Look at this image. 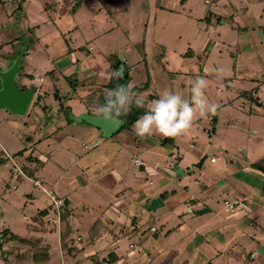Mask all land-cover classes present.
Listing matches in <instances>:
<instances>
[{"label":"crops","instance_id":"crops-1","mask_svg":"<svg viewBox=\"0 0 264 264\" xmlns=\"http://www.w3.org/2000/svg\"><path fill=\"white\" fill-rule=\"evenodd\" d=\"M80 1L81 4L77 10L69 12L68 8L66 15L57 20L58 27L71 28V30L76 27L74 15L86 0ZM132 1L112 0L111 7L115 11L114 15L108 14L102 5L99 9L105 10L111 18H117L121 13H129L128 7H131ZM147 1L150 3V0ZM154 1L155 5L162 3L160 6L162 10H170L173 16L169 19L172 22L178 23L183 19L180 16H187L189 19L206 22L211 30V16L203 14L205 10L201 2L197 0ZM226 1L231 6L217 8L216 12L220 14L222 12L221 15L227 16L228 20L244 27L263 26L264 28V0H246V6H243L242 2L239 6H235L231 0ZM76 2L77 0H69L67 7H73ZM98 2L100 3L99 0ZM141 2L142 0L139 1ZM202 2L204 5L213 3L212 1L205 3L203 0ZM5 6L8 13H11L12 4L6 1ZM184 6L188 7L189 13L183 12ZM1 8L2 6L0 10ZM94 11L98 12V9ZM192 12L193 16L190 14ZM219 17L216 14L218 21L222 19ZM225 23L226 20L223 19L222 24ZM117 25L124 27L121 23ZM125 26L129 31V24ZM252 33L251 42L241 41L238 35L234 46L222 44L224 47L220 49L214 45L204 46L201 42L200 46H197L199 51L190 46L183 47L182 42L190 45V41L185 38L182 40L183 34H174L179 38L178 41L182 40V42L174 46L160 45L163 51L160 53L159 61L150 71L156 74L155 78H162L166 81L165 83H169V88L166 86L167 89L164 87L162 91H158L154 85L153 94H145V90L141 88H138L136 92L144 94L146 107L152 100L159 98L165 90L178 92L184 97L185 89H187V97L184 98L189 99L191 85H188V88L185 87L186 78L201 76V69L205 67V65L202 67L201 64L200 66L194 64L198 62L195 59V50L199 55L207 49L206 59L214 64L223 65L219 70V75L223 78H254L264 67V35L258 29L255 30V27ZM51 40L52 53L55 55L53 59L56 61L61 57L66 59L64 64L60 65L62 69L73 67L74 64L68 58L69 53L63 38L56 36ZM142 42L146 57L148 55L146 39ZM231 47L234 49L231 50ZM230 50L232 53L227 54ZM134 55L132 53V56ZM130 57L128 55V59H131ZM140 57L142 58V56L132 57L133 61L140 64L139 66H141ZM231 59H234L231 66L234 74L226 70L227 61ZM4 62L5 60L2 61ZM2 63H0V71H5L7 68H1ZM91 66H93L94 76L80 77L81 81L97 79L96 83H92L93 86L89 88L87 95L94 92L97 95L100 92L106 95L110 90L104 92L98 87L105 81L97 77L101 68L96 61L91 62ZM21 71L20 66L19 73ZM111 71L112 75L113 68ZM183 75L186 78L178 84V80ZM21 84H24V87L17 86L21 91L33 90L32 100L36 92L35 87L27 84L26 81ZM175 85L178 87L174 89ZM95 87L98 88L93 90ZM41 93L37 95V100L41 99ZM246 93L242 92L240 96L247 98ZM240 106L242 105L235 106L234 109L242 113L245 106H242V109ZM95 108L94 105L85 104V107L80 108L79 114L94 115V112L91 113L90 110ZM0 110L16 115L7 109ZM33 112L34 125L29 129L24 123L26 125L24 134L31 136L36 131L43 132L39 128L42 125H46L48 129L54 128L53 122L43 123L42 117L46 114L38 103L33 105ZM247 113L257 115L259 119L264 118V102L250 104ZM71 116L77 115L71 114ZM71 116L72 122H83L74 121ZM203 118L204 116L197 113L191 126L181 136L171 138L168 142H163L165 137L159 135H152L140 141L138 137H134L136 135L134 131L119 129L116 134L110 136L113 138L108 141L109 146L106 147L101 146L104 143L99 135L102 133L101 130L90 124L88 127H83L82 134L83 138L91 141V144L84 145L79 152L76 148L74 149L75 136L63 132L72 126L70 125L72 122H64V127L60 128L62 134H60L59 143L53 144L60 154L56 161L54 156L32 149L35 154L33 165L29 172H23L19 179L31 180L33 186L43 189L50 187L47 192L44 191L48 196L41 200L39 197L32 199L39 200L35 207L39 212V218L47 217L46 221L51 224L41 225L43 223L41 219L36 218L37 222L32 225V230H39L38 234H35L36 238L48 248V260L35 263L32 253L27 248L23 249L30 264H48L52 261H58L59 264H264V170L255 166L256 162L264 157V152L256 153L257 148L262 146L260 143L256 144L257 130L244 134V138H249L252 145L245 146L242 151L243 157L237 158L236 154L231 155L229 150L231 143L235 141L231 136L238 138L241 135L240 127L229 124L230 130L226 129L224 134H228V140L223 142L221 136H218L221 130L219 129L220 121L214 120L209 129L203 125ZM214 118L210 121L213 122ZM200 121L201 126L198 125ZM7 122L15 127L13 130H17L20 124V121L13 118ZM226 122H222L223 125ZM134 123L135 121L132 124ZM205 131L208 136L207 142L203 145L199 143V140ZM212 138L219 142L217 147L221 153L216 158L211 155L205 162L207 157L205 152L208 148L210 149L209 143ZM113 144L115 147H112ZM174 144L177 147L176 151ZM40 147L44 148L42 145ZM0 148L3 149L1 145ZM24 157L30 160L28 155ZM68 157L71 161L65 162V158ZM136 159H139L140 163H136ZM172 160L173 165H170ZM72 163L79 166V169H70L69 165ZM189 164L195 166V169H188ZM89 174L97 180L110 182L109 196L113 197L108 205L94 216L89 215L90 207L78 194L91 183L87 177ZM75 184L77 185L74 186ZM91 189L94 190V188ZM48 191L55 194V197L63 199L62 206L55 205ZM94 194L97 195V192L94 191ZM24 195L31 199L28 191ZM225 201L233 205V211L230 212L227 209ZM104 205L105 203L100 204L99 207ZM62 208L65 210L61 211ZM52 211H55L58 221L56 218L53 221L49 219ZM53 230L58 231L56 239L49 233ZM19 258L20 254L17 253L16 260ZM5 260L8 261V259ZM24 263L29 264V261L26 260Z\"/></svg>","mask_w":264,"mask_h":264},{"label":"rangeland","instance_id":"rangeland-1","mask_svg":"<svg viewBox=\"0 0 264 264\" xmlns=\"http://www.w3.org/2000/svg\"><path fill=\"white\" fill-rule=\"evenodd\" d=\"M6 1L12 4L13 10L11 13H8V9L5 6ZM139 1H132L131 7H128L129 13H121L117 18H111L110 15L106 14L105 10L99 9L101 4L98 0H86L74 15L76 27L71 30V28L58 27L57 24V20L66 15L68 8L69 12L71 11V8L67 7L69 0H0V7L2 6L0 10V63L5 60L1 68H10L15 59L20 57L19 64L22 67V71L15 77L16 84L21 88L24 87L21 82L26 81L27 84L29 83L36 89L27 113L23 115L11 114V116L9 112L0 110V145L3 148H0L3 151L0 150V157L4 158V162L0 165V264H25L26 260L30 264V260L24 254V250L26 248L29 249L30 245L24 244L19 239H13L11 235L15 234L17 237L34 241L37 240L35 234L39 232V230H32V225L37 222L36 218L41 219L43 222L41 225L51 224L46 221L47 217L40 216L39 218V212L35 208L39 200L47 195L44 191L46 190L47 192L50 187L47 186L48 189H43L39 186H33L31 180L26 179L24 181L19 178L23 172H29L33 165L32 161L35 154L32 149L44 152L47 155H51V157L54 156V161L60 156L58 148L53 145L55 142L59 143L60 134H62L60 128L64 127V122H72L70 119L71 114L78 115L80 108L85 107V99L83 97L88 94L89 88L93 86L92 83H96L97 80L94 78L85 81L80 80V77L84 75L94 76L91 62L96 61L101 68L97 77L105 81L103 85L98 87L102 88L104 92L109 90L106 84L112 78L111 68L119 65V68L124 69L127 73L128 83L134 84V91L141 88L145 90V94H153L154 85L158 91H162L166 86L169 88V83H165L166 81L162 78H155L156 74L150 71L154 64L159 61L160 53L163 51L160 45L174 46L180 42L178 41L179 38L174 34H181L180 32H182L181 39L184 40L185 38V40L190 41V45H186L181 40L182 43H180L184 45L182 46L186 48L190 46L196 50H198L199 47L197 46H200L201 42H203L204 46L214 45L220 49L224 47L222 44L234 46L238 35L241 41L251 42L253 27L264 35L263 26L244 27L228 20L227 16L221 15L222 12L221 14L216 12L215 9L217 8L231 6L226 0H216L215 2L213 0L211 5H204L202 0H197L204 7L205 12L203 14L211 16V30H209L210 27L206 22L197 21L194 18L189 19L187 16H185L186 18L180 16L183 19L178 21V23L172 22L169 18L173 14H170L169 9L162 10L160 7L162 3L155 5L154 0H150V3L147 0H142L141 3ZM231 1L235 6H239L241 2L243 6L247 5L246 0ZM94 9H98V12H95ZM183 12L189 13L187 6L183 7ZM193 12L190 13L192 16ZM216 14L220 16L219 18H222L220 21L216 18ZM223 19L226 20L225 24H222ZM118 23H121L124 27H118ZM128 24L130 26L129 31H127L125 26ZM56 36L63 38L69 53L68 58L74 64L73 67L62 69L60 65L64 64L66 59L63 57L57 61L53 59L55 55L52 53L51 39ZM144 39H146V54H148L146 57L142 48V40ZM230 49L233 50L234 47ZM196 50L195 59L198 62L194 61V64L197 66L201 64L202 67L205 65L201 69V76L208 82L206 98L209 102L217 105L215 114L204 116L203 125L210 129L214 120H219V129L221 130L218 136H221L223 142L228 140V134H224H226V129L230 130L229 124L239 126L243 132L241 131V135L238 138L231 136L235 141L233 140L229 150V153L233 156L236 154L237 158L243 157L242 151L245 146L252 145L249 142V138H244V134L248 131L257 130L256 144L260 143L262 146L257 148L256 153L264 152V127H262L264 118L259 119L257 115H249L247 113L250 104H258L260 101L264 102V67L254 78L234 79L231 77L227 79L219 75V70H221L223 65L214 64L206 59L207 49L204 50V53L200 52L199 55V50ZM231 50L227 54L232 53ZM132 53L135 55L132 56ZM128 55L133 58L142 56V58H139L141 59L139 61L141 66L133 61L132 57L128 59ZM171 55L174 56L173 54ZM232 58L234 57L232 56ZM231 60L227 61V69L225 68L230 73L233 72L231 66L234 59ZM196 77L195 75L191 78H186L183 75L178 80V84L186 78L187 85L185 87L188 88V85H191ZM180 85L184 87L182 84ZM177 87L178 85H175L174 89ZM97 88L95 87L93 90ZM186 91L187 89H185V94L187 95L188 91ZM242 92H247V98L240 96ZM39 93H41L42 97L38 101L37 95ZM186 95L184 96L185 98L187 97ZM35 103H38L46 114L42 117L43 123L53 122L54 128L48 129L46 125H42L39 128L43 132L36 131L29 136L24 134V127H26L24 123L27 124L29 129L34 125L33 105ZM224 104L226 106L223 107L222 105ZM238 105L245 106L242 113L234 109ZM242 106H240V109H242ZM90 112L92 113L94 110H90ZM213 117L215 118L211 122L210 120ZM11 118L20 121L17 130H13L15 127L8 124L7 121ZM222 122H226V124L223 125ZM200 123L201 121L198 124L199 126H201ZM70 125L72 126H69L63 132L75 136L74 149L76 148V151L79 152L84 145L89 146L91 144V141L83 138L82 134L83 127H88L90 124L83 121L81 123L72 122ZM120 130L133 131V124L120 128ZM101 134L99 135L104 142L101 146H109L108 141H111L113 137L104 138ZM49 135L51 137H48ZM207 136L205 131V134L200 137L199 143L204 145L207 142ZM247 136L249 137L248 134ZM134 137L137 138L138 136L134 135ZM138 138L140 141L143 140V138ZM210 142V149L208 148L205 152L207 154L205 162L209 160L208 158L211 155L216 158L221 153V150L217 147L219 142L214 138ZM114 144L112 147H115ZM40 145L44 148H41ZM174 146L176 151V144ZM25 155H28L30 160H27L24 157ZM67 161H71L69 157L65 158V162ZM69 166L70 169H79V166L75 163ZM188 169H195V166L189 164ZM87 177H89L91 183L88 186L85 185L87 187L85 188L84 186L85 189H82V192L78 194L86 202V205L90 207L89 215L94 216L98 215L113 198L109 196L111 184L110 182H105V180H97L91 174ZM35 183L37 184V181ZM91 188H94V190ZM27 191L31 194V199L24 195ZM94 191L97 192V195L94 194ZM48 194L50 197L55 195L51 191H48ZM33 197H39L40 199L37 201L32 199ZM56 200L61 202L63 199L56 197ZM103 203L105 205L99 207ZM62 210L65 209L62 208ZM54 212L50 213L49 219L53 221L56 218L58 221ZM49 233L53 234L55 239L58 237L57 230ZM18 251L21 252L19 253ZM17 253L20 254L18 260H16ZM5 259H8V261ZM48 264L59 263L58 261H52Z\"/></svg>","mask_w":264,"mask_h":264},{"label":"clouds","instance_id":"clouds-1","mask_svg":"<svg viewBox=\"0 0 264 264\" xmlns=\"http://www.w3.org/2000/svg\"><path fill=\"white\" fill-rule=\"evenodd\" d=\"M113 77L120 73L113 72ZM207 80L197 76L190 86V98L185 99L180 93L165 90L159 98L147 104V111L133 125V131L140 138L159 135L176 138L187 130L197 113L200 116L215 114L217 105L206 98ZM145 96L134 91V84L120 85L107 92L104 103L94 109L97 119L110 121L116 125L122 123L120 117L132 108H144Z\"/></svg>","mask_w":264,"mask_h":264},{"label":"water","instance_id":"water-1","mask_svg":"<svg viewBox=\"0 0 264 264\" xmlns=\"http://www.w3.org/2000/svg\"><path fill=\"white\" fill-rule=\"evenodd\" d=\"M19 60L20 57H17L10 68L5 71H0V109H7L16 115H23L31 101L33 90L27 89L25 91H21L16 85L15 77L20 71ZM71 118L74 121H85L98 127L104 137L112 136L124 125L123 119H120L122 123L116 125L110 121L97 119L95 115L88 113H81L77 116H71Z\"/></svg>","mask_w":264,"mask_h":264},{"label":"trees","instance_id":"trees-1","mask_svg":"<svg viewBox=\"0 0 264 264\" xmlns=\"http://www.w3.org/2000/svg\"><path fill=\"white\" fill-rule=\"evenodd\" d=\"M102 7L107 11L108 14L114 15L115 11L112 9L111 4L112 0H99ZM81 4L80 0H77V2L71 7V11H75L79 8ZM114 72H119L120 76L113 77L110 79V81L106 84V86L109 88V90L115 89L116 87L120 85H126L128 84V75L125 72L124 69L119 68V65H116L113 67ZM105 94L100 92L99 95L97 93H90L85 97V104L87 106H99L100 104L104 103L105 101ZM39 100V99H38ZM147 111V107L145 105L144 108H137L136 106H132L131 110L126 114L121 116L120 118L124 120V125L121 128H125L126 126L132 124L134 121H136L141 115H143ZM171 138H164L162 141L163 142H168ZM4 162V158L0 157V164ZM199 164V163H198ZM258 169H263L264 170V157H262L260 160L256 162L255 165ZM51 207L53 205L51 204ZM47 210V209H46ZM46 212V211H45ZM13 239H19L21 242L24 244L27 243L30 245V248L28 249L32 255L35 263H42L44 261L48 260V248L45 245L41 244L40 240H29L27 238H20L15 236L14 234L11 235ZM63 240V238H61ZM35 250V251H32Z\"/></svg>","mask_w":264,"mask_h":264},{"label":"built area","instance_id":"built-area-1","mask_svg":"<svg viewBox=\"0 0 264 264\" xmlns=\"http://www.w3.org/2000/svg\"><path fill=\"white\" fill-rule=\"evenodd\" d=\"M205 3H211V1H213V0H203ZM174 156V155H173ZM136 161V163H140V161H139V159H136L135 160ZM170 165H173V160L172 161H170ZM51 194V193H50ZM51 199L54 201V203H55V205L58 207L59 205H61L62 203H63V200L60 202V200L59 201H57L56 200V197L54 196V195H51ZM225 204H226V206H227V209L231 212V211H233V205L231 204V203H228L227 201H225ZM151 229H153V227L151 228Z\"/></svg>","mask_w":264,"mask_h":264}]
</instances>
